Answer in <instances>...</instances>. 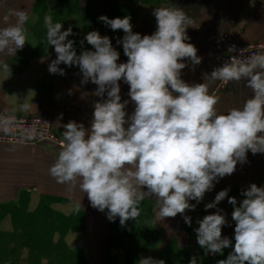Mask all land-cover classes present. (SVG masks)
Instances as JSON below:
<instances>
[{"label":"clouds","instance_id":"1","mask_svg":"<svg viewBox=\"0 0 264 264\" xmlns=\"http://www.w3.org/2000/svg\"><path fill=\"white\" fill-rule=\"evenodd\" d=\"M152 14L156 28L143 35L133 31L130 15L98 16L113 32L123 31L115 43L122 46L126 61L120 60L112 38L97 29L79 41L78 52L76 41L69 38L74 36L72 26L62 30V23L45 15V40L56 54L48 64L49 73L63 76L61 64L77 66L80 84H95L92 95L99 98L87 127L76 120L61 125L62 146L48 172L69 190L78 187L93 208L107 210V218H119L122 226L140 216L145 199L156 201L157 221L180 214L191 226L193 217L187 211H194L220 179L235 172L238 163L248 162L249 151L264 154V50L244 54V49L231 45L228 51L237 55L204 73L203 82L189 83L182 70L191 65L194 71L202 61L189 42L191 17L170 0ZM9 15L15 21L8 23L6 16V26H0V53L15 54L29 39L28 13L13 9ZM85 41L91 48L83 47ZM0 70L10 71L3 59ZM216 81H244L251 94L239 106L220 111V98L210 92ZM121 82L128 85V99H122ZM32 105L20 107L29 110ZM62 117L60 113L58 121ZM0 124L8 131L11 118ZM229 192L228 187L221 189L204 204L205 211H215L196 218V241L204 256L223 255L225 248H231L216 264H264V184L249 183L239 200ZM225 198L233 209L231 221L218 207ZM81 208L79 201L74 211ZM232 221L233 236H222V227ZM202 260L193 255L188 264ZM135 264L166 261L149 255L140 256Z\"/></svg>","mask_w":264,"mask_h":264},{"label":"crops","instance_id":"2","mask_svg":"<svg viewBox=\"0 0 264 264\" xmlns=\"http://www.w3.org/2000/svg\"><path fill=\"white\" fill-rule=\"evenodd\" d=\"M170 2L184 8L191 17L192 24L187 29L191 37L189 42L197 47V55L202 57L201 63L195 66L194 71L191 65L182 70V78L189 83L203 82V74L210 73L214 67L219 66L214 43L223 31L235 30L239 40L245 44L264 40V0H170ZM168 5L169 0H0V26H6L4 19L6 16L8 23L15 21V17L9 15L10 10L24 9L28 13L25 27L30 34L27 43L15 54L0 53V59L10 65V71L0 70V115L5 113L49 115L61 138L63 131L61 125L69 120L82 122L86 127L90 123L93 104L99 99L92 95L97 86L91 82L81 85V75L77 66L68 67L61 64L60 67L65 69L63 76L49 73L48 64L55 59L56 54L53 46L48 45L45 40V15H51L53 23H62V30L67 29L69 25L72 26L74 36L69 38L76 41L78 52L81 50L79 41L87 32L97 29L101 35L112 38L113 46L121 53L120 60L126 61L122 46L115 43V38L122 37L123 31L113 32L97 19L98 16L104 14L109 18H115L130 15L133 31L142 35L151 34L156 28V19L152 14L154 8ZM83 47L91 48V45L85 41ZM127 92L128 85L121 82L122 99H128ZM210 92L220 98L217 105L220 111L239 106L251 94L244 81H231L227 88H221L220 81H216L211 84ZM31 102L34 105L29 110L20 107L21 104ZM133 107L134 105L130 103L128 111L131 112ZM60 113H63V117L58 121ZM60 149L58 146L48 144L34 146L0 144V229H5L8 222H13L12 213L23 209L24 205L26 211L37 212V216L45 218L43 224L39 223L33 227H52V206H48L52 205V199L63 206L65 204L64 211L68 212H73L74 209H69L66 205L75 207L76 203L81 201L82 208L79 212L84 215L82 227L87 238V257L107 258L111 244L117 247L116 242L123 241L122 234L120 237H114L110 230L113 223L119 222V218L110 221L106 216L107 210L101 212L93 208L87 194L81 192L78 187L69 190L66 185L57 183L49 175L48 169L54 163ZM247 158L248 162L237 164L233 174L220 179L215 188L205 194L203 201L194 211H187V214L193 217L191 226L184 222L180 214L157 221L156 201L145 199L141 204V213L148 212L152 216L147 224L152 230L145 231V237L148 238L145 239V243L151 244L158 239L162 251L173 244L178 245V252L180 250L184 252L185 247L191 245L195 249L198 245L193 230L198 227L196 218H202L215 211V209L205 211V203L212 201L215 194L226 187L230 188L229 195L236 196L239 200L241 189L246 188L249 183L254 182L257 186L264 184V154L254 155L249 151ZM40 205H43L42 210L39 209ZM218 207L227 212V219L231 221L233 209L227 198L221 201ZM43 210L45 214L42 213ZM142 215L140 216L143 217ZM66 224L63 222L62 226L65 227ZM11 225L14 226L12 223ZM133 225L135 229H147L146 224L136 221L128 223V230H134ZM125 226L123 225V228ZM234 226V221L231 222V226H223L222 236L227 235L231 238ZM176 228L181 230V234L175 237L173 229ZM24 229L25 227H22L21 231L25 232ZM98 229L102 230L98 232ZM32 234L35 238L37 233L31 232L30 235ZM167 238L168 240H165ZM29 241L32 242V237ZM140 243H143L142 240ZM224 250L228 254L231 248ZM89 253L93 255L90 256ZM7 254L9 251L5 253ZM217 256L219 254L215 255L216 258ZM124 257L118 253V258Z\"/></svg>","mask_w":264,"mask_h":264},{"label":"rangeland","instance_id":"3","mask_svg":"<svg viewBox=\"0 0 264 264\" xmlns=\"http://www.w3.org/2000/svg\"><path fill=\"white\" fill-rule=\"evenodd\" d=\"M94 8L96 7L94 6ZM92 9L90 10L92 11ZM43 205L39 206L40 210L43 209ZM48 206H52V227H33V225H39V223L43 224L45 218L37 216V212L26 211V205L23 206V209L18 210L17 208L18 211L12 213L13 222H8V228L0 229V257L3 256V258H0V264H135L140 256L149 255L157 259H164L166 264H188L189 259L193 255L203 257L199 264H216L217 260L227 256L226 250L223 251V255H219L217 258L215 255L204 256L203 249L199 245L196 246L197 249L195 247L196 250L191 245L190 247H185L184 252L183 250L178 252V245L176 244L169 245L166 250L162 251L160 242L157 241L158 239L151 244L150 242L145 243V239H148L145 237V231L152 230L147 225L152 216L147 212L140 214H143V217L139 216L142 219L137 217L136 220H128L124 228L121 224L118 227L119 222L113 223L110 230L114 237H120L122 234L123 241H119L120 243L116 242L117 247L111 244L107 258L90 259L86 253L87 238L84 227H82L84 215L77 211H64L65 204L63 206V204L55 202L53 199L52 205ZM66 207H69V209L75 208L69 205H66ZM42 213L45 214L44 210ZM136 221L138 223L142 222L143 225L146 224L147 229H135L133 225L134 230H128V223H135ZM32 222L33 224H31ZM63 222L67 223L65 227L62 226ZM22 227H25V232L21 231ZM101 230L98 229V232ZM28 231L29 234H27ZM173 231L175 237L181 234V230L178 228L173 229ZM31 232L37 233L35 238H33V234L30 235ZM118 234L119 236H117ZM99 236L101 235L99 234ZM31 237L32 242L29 241ZM140 240L143 243H140ZM165 240H168V238ZM25 241H29V243H24ZM95 246L97 247L98 245L95 244ZM8 251L9 254L5 255ZM118 253L119 256L125 257L118 258ZM89 254L90 256L93 255Z\"/></svg>","mask_w":264,"mask_h":264},{"label":"built area","instance_id":"4","mask_svg":"<svg viewBox=\"0 0 264 264\" xmlns=\"http://www.w3.org/2000/svg\"><path fill=\"white\" fill-rule=\"evenodd\" d=\"M231 45L237 50L244 49V54L264 50V40L255 43H242L235 30L223 31L215 40L214 47L218 54V63L221 65L231 55L238 52L228 51ZM230 82H220L221 88H227ZM11 118V124L7 125L8 131H4L5 125L0 124V144L7 145H43L48 144L61 148L62 138L55 130L52 118L45 114H13L0 115V120Z\"/></svg>","mask_w":264,"mask_h":264}]
</instances>
